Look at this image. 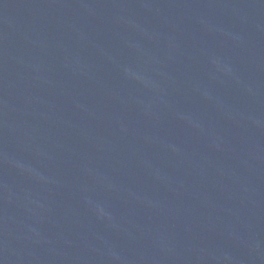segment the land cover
<instances>
[{
	"label": "water",
	"instance_id": "water-1",
	"mask_svg": "<svg viewBox=\"0 0 264 264\" xmlns=\"http://www.w3.org/2000/svg\"><path fill=\"white\" fill-rule=\"evenodd\" d=\"M0 264H264V0H0Z\"/></svg>",
	"mask_w": 264,
	"mask_h": 264
}]
</instances>
